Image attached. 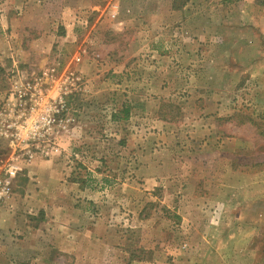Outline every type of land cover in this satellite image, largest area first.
<instances>
[{
  "label": "rangeland",
  "instance_id": "1",
  "mask_svg": "<svg viewBox=\"0 0 264 264\" xmlns=\"http://www.w3.org/2000/svg\"><path fill=\"white\" fill-rule=\"evenodd\" d=\"M11 92L53 122L14 152L0 264H264L256 0H0Z\"/></svg>",
  "mask_w": 264,
  "mask_h": 264
},
{
  "label": "built area",
  "instance_id": "2",
  "mask_svg": "<svg viewBox=\"0 0 264 264\" xmlns=\"http://www.w3.org/2000/svg\"><path fill=\"white\" fill-rule=\"evenodd\" d=\"M0 103V135L7 138V144L12 154L5 161L0 159V200L10 193V183L19 166L17 154L14 152L26 148L33 139L39 136L43 127L53 122L50 107L42 104L43 98L37 96L35 101L27 103L22 94L17 92ZM23 153L31 155L27 150Z\"/></svg>",
  "mask_w": 264,
  "mask_h": 264
},
{
  "label": "trees",
  "instance_id": "3",
  "mask_svg": "<svg viewBox=\"0 0 264 264\" xmlns=\"http://www.w3.org/2000/svg\"><path fill=\"white\" fill-rule=\"evenodd\" d=\"M256 3L261 5L263 7V9H264V0H256Z\"/></svg>",
  "mask_w": 264,
  "mask_h": 264
},
{
  "label": "crops",
  "instance_id": "4",
  "mask_svg": "<svg viewBox=\"0 0 264 264\" xmlns=\"http://www.w3.org/2000/svg\"><path fill=\"white\" fill-rule=\"evenodd\" d=\"M220 70H223V69H219V68H217V67H213V68H212V72H216V71H220Z\"/></svg>",
  "mask_w": 264,
  "mask_h": 264
}]
</instances>
